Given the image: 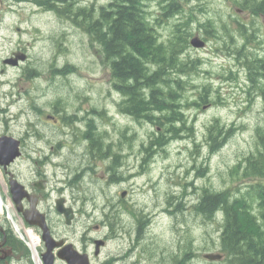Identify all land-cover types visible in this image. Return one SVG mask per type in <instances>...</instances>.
Here are the masks:
<instances>
[{"label": "rangeland", "instance_id": "obj_1", "mask_svg": "<svg viewBox=\"0 0 264 264\" xmlns=\"http://www.w3.org/2000/svg\"><path fill=\"white\" fill-rule=\"evenodd\" d=\"M55 2L50 1L54 8L48 11L34 0H0V132L7 127L13 132L22 131L29 123L28 116L32 120L39 107L50 110L45 104L54 97L87 94L99 105L103 100L101 103L98 97L103 94L118 98L99 45L70 18L57 11L56 6L58 9L61 6ZM107 2L74 0V9L85 4L98 8ZM147 3V10L155 22L159 17L157 0H147ZM181 4L195 21L189 25L192 34L199 35L205 42L201 48L189 46L184 55L200 60L199 72L193 77L194 87L183 94L190 98L187 126L192 127V134L171 142L166 152H162L148 144L155 126L116 115L110 118L107 126L99 124V128L106 129L111 140L122 141L120 173L112 171L110 163L97 158H93L94 162L82 161L80 145L64 147L61 159H54L52 163H57L61 169L54 168L52 163L47 166L51 185L65 180L66 175L61 172L65 170L64 165L72 170L76 168V187L71 194L68 188L63 191L77 208L75 242L78 246L86 244L87 250L93 253L96 248L91 238L105 240L96 253L99 261L107 256L112 262L120 259L126 264H174L175 253L190 242L193 259L186 264H223V259L219 263L204 257L206 253H220L215 243L220 230L215 222L205 221L204 213L199 214L200 210L195 207L200 189L223 188L226 186L224 179L230 188L254 180L238 176L228 180V171L241 154L252 148L254 130L264 129V100L259 87L264 85V78L261 79L259 69L253 72L252 66L241 58L244 52L264 57L262 17L243 10L237 12L236 0H183ZM235 17L252 22L259 30L257 41L248 42L241 57H233L232 52L220 48L217 42L220 37L209 36L198 28V21L210 19L221 36L220 29L225 22L233 25L232 29L236 28ZM177 20L179 17H173L156 25L163 40L172 36ZM55 38L60 39V43ZM17 42L26 46V58L18 67L4 63ZM203 84L211 88L209 102L193 103L194 95ZM17 94L22 95L20 100ZM78 100L84 101L83 98ZM88 100L84 101L86 107ZM108 108L112 112V108ZM216 118L232 131L219 147L209 149L206 127ZM43 127L45 132H51L50 125ZM71 149L75 152L69 155ZM89 165H93L94 170ZM124 190L125 196L121 197ZM135 214L143 217L145 227L141 232ZM13 227L15 230V225Z\"/></svg>", "mask_w": 264, "mask_h": 264}, {"label": "trees", "instance_id": "obj_2", "mask_svg": "<svg viewBox=\"0 0 264 264\" xmlns=\"http://www.w3.org/2000/svg\"><path fill=\"white\" fill-rule=\"evenodd\" d=\"M34 1L42 9L54 8L51 0ZM58 1L62 5L59 9L56 6L57 11L71 18L99 45L103 63L110 70L112 89L126 96L123 102L126 112L135 121H158L155 124L160 129L155 127L149 146L166 152L171 142L192 134V127L187 126V120L183 119V110H179L175 103L179 97L175 94H180L182 100L186 89L194 87L193 77L200 66L197 58H183L190 46L189 38L193 36L189 25L195 24L182 6L183 0H157L159 17L155 22L147 10V0H108L98 8L85 4L78 5L76 9L74 0ZM236 4L237 12L243 10L250 15L264 16V0H236ZM173 17H179V20L173 24L172 36L163 40L156 25ZM235 18L236 28L232 29L233 25L225 22L220 29L223 31L221 36L210 19L198 21V28L209 36L220 37L217 40L220 48L232 52L233 57H241L247 43L257 41L259 30L252 22ZM244 53L241 57L243 62L252 66L250 70L253 72L259 69L261 79L264 78V57L252 52ZM259 87L264 100V85ZM200 89L192 102L206 104L212 95L211 88L203 84ZM154 113L162 115L154 116ZM220 123L216 118L206 127L209 149L216 145L219 147L231 135L232 128ZM253 137L252 148L241 154L228 171V180L238 176L254 179L252 182L230 188L224 179L226 186L223 188L207 186L200 189L195 207L200 210L199 214L204 213L205 221L215 222L220 230L215 243L222 258L210 262L221 263L223 259V264H264V129H255ZM93 148L94 156L101 157L103 147L95 145ZM135 216L141 232L145 227L143 217ZM192 253L193 246L186 243L173 256L174 264L184 259L181 255L190 257Z\"/></svg>", "mask_w": 264, "mask_h": 264}, {"label": "flooded vegetation", "instance_id": "obj_3", "mask_svg": "<svg viewBox=\"0 0 264 264\" xmlns=\"http://www.w3.org/2000/svg\"><path fill=\"white\" fill-rule=\"evenodd\" d=\"M55 4L62 5L58 0H56ZM43 9L52 11V8L43 7ZM17 30L19 31L18 28ZM56 40L60 43V39ZM53 43L56 44V42ZM25 49L26 46L23 43L17 42L11 55L14 52H26ZM184 55L185 53L183 58L186 57ZM20 63L15 66L18 67ZM17 95L18 100H20L22 95ZM86 95L70 94L66 97H54L50 103L45 104L50 110L39 107V111L35 112L36 115H34L32 120L28 116L29 123L23 127L22 131L13 132L7 127V129L4 128L0 132V135L14 137L18 141V149L20 151V154L8 164H0V195L8 207V209H0V264H68L65 259L69 253L65 247L67 245H71L70 249H75L76 253L81 255L80 261L82 264H126L121 262L120 259L112 262L111 257L107 259V256L104 260L99 261V255L95 252H89L86 244L80 246L76 244L75 222L77 220V208H74L75 204L71 197H66L63 191L68 188L71 194V191L76 187L78 172L75 170L76 168L72 170L70 166L64 165L65 170H61V172L66 175V178L58 185L55 182L54 185H51L47 172L49 163L54 162V159H61L64 147H78L80 145L82 151L79 155L82 161L93 160L94 162L93 158H96V156H94L95 150L93 147L98 145L104 149L102 148V156L97 157V159L110 163L109 167L112 168V171L118 170L120 173L122 168L121 159L123 157L121 152L122 141L111 140L108 131L100 129L99 124L107 126L110 118L116 115L129 116L134 120L123 107L126 96L117 94L118 98H116L112 96L113 94H103L102 97H98L99 100H103V103L101 100L102 104L99 105L98 103H93L91 98ZM175 95L179 96L175 103L179 110H183L185 117L183 119L188 122L191 109L190 98L183 96V99L180 100V94ZM82 98L84 101L90 99L87 101L89 103L87 107L84 101L78 100ZM108 106L112 108V112ZM161 115L160 113H154V116L161 117ZM137 122L150 124L160 129L155 124L158 122L157 120ZM44 124L51 126L50 133L44 131ZM74 152L72 149L68 150L69 155L74 154ZM70 160L72 161V158ZM114 163L120 164V166L114 165ZM51 165L54 168L61 169L57 163H52ZM88 167L94 170L93 165ZM70 172L71 174L73 173L72 176H69ZM110 176L112 179L115 178L112 174ZM14 180L23 187L25 192L20 202L17 203L14 201L11 192V183ZM58 201L62 205L61 208L70 210V221H67L66 215L58 210ZM8 214H10V218ZM41 214L44 218V225L38 223L42 221L40 219ZM53 215L56 216L54 217ZM28 220L34 223H30ZM14 224L21 232L23 238L14 230ZM44 227L52 238L49 242L42 238ZM25 231H29L38 238L37 244L33 247L30 246L31 240ZM95 240L91 238L94 248ZM102 241L104 244L105 240ZM33 250L36 254L35 256L32 254ZM34 257H36V263ZM181 257L184 259L177 264H186V261L189 262L193 259L192 256L184 257L181 255Z\"/></svg>", "mask_w": 264, "mask_h": 264}, {"label": "water", "instance_id": "obj_4", "mask_svg": "<svg viewBox=\"0 0 264 264\" xmlns=\"http://www.w3.org/2000/svg\"><path fill=\"white\" fill-rule=\"evenodd\" d=\"M262 23L264 25V17L262 18ZM190 44L193 47L201 48L205 45V42L202 39H200L198 35H195L190 39ZM25 58H26V54L24 52H20V53L14 52L11 57H8L4 60V63H10L12 65H17L18 61H23ZM19 154H20V151L18 149V141L12 136L0 135V164L2 165L8 164ZM11 192H12L14 201L16 203L20 202L21 198L25 195L23 187L20 184H18L16 180L12 181L11 183ZM124 196H125V191L121 193V197H124ZM61 206L62 205L60 204V201H58L57 202L58 210L63 212L66 215L67 221H70V215H69L70 210L66 208H61ZM40 219L42 221L38 223L40 225H44V218L42 214L40 216ZM30 223H34V222L30 221ZM42 238L46 240L47 242H49V240H52V238L49 236L47 229L45 227L43 229ZM102 244H103V241L101 239L95 240V248H96L95 253L98 252L99 246ZM70 246L71 245L65 246L69 251L68 255L67 256L65 255L66 256L65 259L68 261V264H82V262L80 261L82 258L81 255H78L75 249H72V248L70 249ZM47 249L49 250V248ZM204 257L207 259L213 260V259H221L222 255L220 253L210 252V253L204 254Z\"/></svg>", "mask_w": 264, "mask_h": 264}, {"label": "bare ground", "instance_id": "obj_5", "mask_svg": "<svg viewBox=\"0 0 264 264\" xmlns=\"http://www.w3.org/2000/svg\"><path fill=\"white\" fill-rule=\"evenodd\" d=\"M80 13V12H79ZM84 17L86 18V16L84 15ZM1 208H6V209H8V207L6 206V203L2 200V198H1V195H0V209ZM8 211V210H7ZM8 217L10 218V214H8ZM26 232V234L29 236V238H30V240H31V245L30 246H34V245H36L37 244V242H38V238L36 237V236H34V235H32L29 231H25ZM32 254H34V256L36 255L35 254V252H34V250L32 251ZM36 260V257H34V261ZM37 261H35V263H36Z\"/></svg>", "mask_w": 264, "mask_h": 264}]
</instances>
